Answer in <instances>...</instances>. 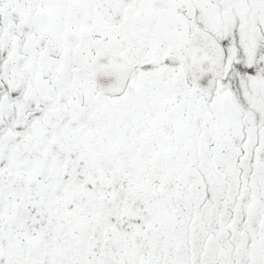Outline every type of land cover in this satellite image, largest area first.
I'll list each match as a JSON object with an SVG mask.
<instances>
[{"label":"snow or ice","instance_id":"snow-or-ice-1","mask_svg":"<svg viewBox=\"0 0 264 264\" xmlns=\"http://www.w3.org/2000/svg\"><path fill=\"white\" fill-rule=\"evenodd\" d=\"M0 264H264V0H0Z\"/></svg>","mask_w":264,"mask_h":264}]
</instances>
